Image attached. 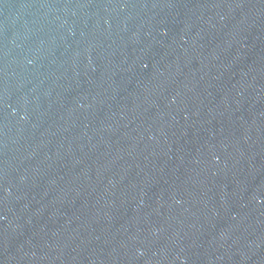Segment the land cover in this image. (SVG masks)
I'll list each match as a JSON object with an SVG mask.
<instances>
[{"label":"water","instance_id":"water-1","mask_svg":"<svg viewBox=\"0 0 264 264\" xmlns=\"http://www.w3.org/2000/svg\"><path fill=\"white\" fill-rule=\"evenodd\" d=\"M264 143V0H0V264H129Z\"/></svg>","mask_w":264,"mask_h":264}]
</instances>
